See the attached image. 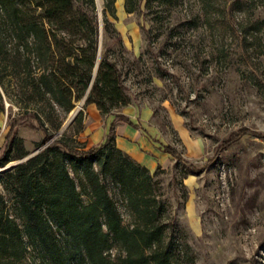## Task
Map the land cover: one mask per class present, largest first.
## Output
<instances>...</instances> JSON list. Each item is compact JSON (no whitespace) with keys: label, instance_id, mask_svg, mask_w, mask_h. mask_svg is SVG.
<instances>
[{"label":"rangeland","instance_id":"374dc122","mask_svg":"<svg viewBox=\"0 0 264 264\" xmlns=\"http://www.w3.org/2000/svg\"><path fill=\"white\" fill-rule=\"evenodd\" d=\"M232 1L212 8L202 0H143L129 13L125 0H116L106 31L104 0H96L100 46L122 70L131 98L114 111L155 139L116 121V145L153 174L178 264H264V29L244 30L252 18L264 19V0H246V12L232 9ZM17 71H4L0 150L11 119L26 110L41 113L51 140L67 134L88 149L106 139L112 114L83 99L69 113L52 108ZM79 104L81 126L74 125L79 112L65 127ZM18 135L29 152L45 139L32 120ZM160 143L175 146L202 172L189 173ZM77 184L87 199L78 178ZM108 187L124 223H132L120 186Z\"/></svg>","mask_w":264,"mask_h":264},{"label":"trees","instance_id":"16d2710c","mask_svg":"<svg viewBox=\"0 0 264 264\" xmlns=\"http://www.w3.org/2000/svg\"><path fill=\"white\" fill-rule=\"evenodd\" d=\"M142 1L125 0L126 11H136ZM218 1L202 0L212 8ZM115 3L104 0L106 31L109 17L117 16ZM230 7L251 9L246 0H233ZM263 29L264 19L252 18L244 27L249 34ZM20 67L29 78L25 85L52 108L69 113L85 98L86 105L95 103L115 119L106 139L88 149L71 144L67 134L51 140L38 110L11 119L0 168L32 153L18 135L25 121L36 122L45 139L36 154L0 172V264H178L153 174L116 145V121L144 128L114 111L131 98L122 70L100 46L96 0H0V92L4 71L18 73ZM82 121L80 111L74 125ZM162 147L189 173L202 172L175 146ZM109 182L120 186L132 223H124Z\"/></svg>","mask_w":264,"mask_h":264},{"label":"water","instance_id":"95a60500","mask_svg":"<svg viewBox=\"0 0 264 264\" xmlns=\"http://www.w3.org/2000/svg\"><path fill=\"white\" fill-rule=\"evenodd\" d=\"M83 103H85V98L83 99ZM79 112H80V109L76 110V113L70 117V119H69L68 123L65 125V127H67V125L75 119V117L78 115ZM38 151L39 150H36V151L32 152L31 154H29L28 156H26L23 159H20L18 161L13 162V163L7 164L6 166L0 168V172H2L4 170H7V169H9V168H11V167H13V166L25 161V160H27L28 158H30L31 156L36 154Z\"/></svg>","mask_w":264,"mask_h":264},{"label":"crops","instance_id":"0c3cea01","mask_svg":"<svg viewBox=\"0 0 264 264\" xmlns=\"http://www.w3.org/2000/svg\"><path fill=\"white\" fill-rule=\"evenodd\" d=\"M123 113V112H122ZM125 114V113H124ZM126 115H128V114H126ZM129 116V115H128ZM121 122H123V123H126V124H128L127 122H124V121H121ZM112 123V122H111ZM128 125H130V124H128ZM130 126H132V125H130ZM143 126V125H142ZM132 127H134V126H132ZM134 128H136V127H134ZM143 128L144 129H141V128H136V129H141V130H143L144 132H145V134L151 139V140H153V141H155V139L148 133V131L145 129V127L143 126ZM117 132V131H116ZM157 141V140H156ZM165 145H167V144H165ZM160 147H161V149L164 151V152H166L164 149H163V147H162V144L160 143ZM123 150V149H122ZM168 153V152H167ZM170 154V153H169Z\"/></svg>","mask_w":264,"mask_h":264},{"label":"bare ground","instance_id":"6f19581e","mask_svg":"<svg viewBox=\"0 0 264 264\" xmlns=\"http://www.w3.org/2000/svg\"><path fill=\"white\" fill-rule=\"evenodd\" d=\"M81 104L78 105V107L76 109H74V111L72 112L71 116L74 115L76 113V110L80 109Z\"/></svg>","mask_w":264,"mask_h":264}]
</instances>
